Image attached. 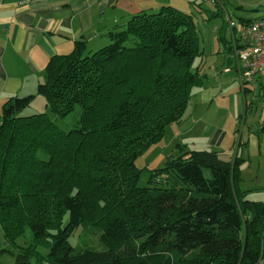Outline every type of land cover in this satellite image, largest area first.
<instances>
[{"label": "trees", "instance_id": "16d2710c", "mask_svg": "<svg viewBox=\"0 0 264 264\" xmlns=\"http://www.w3.org/2000/svg\"><path fill=\"white\" fill-rule=\"evenodd\" d=\"M211 1L213 16L230 5ZM198 27L194 11L142 12L109 31L107 46L90 51L79 42L49 61L37 89L46 112L23 114L34 95L5 103L0 225L16 248L0 244V257L13 264H260L264 202L239 189L237 161L178 146L140 185L137 160L168 125L183 122L203 85ZM239 39L224 42L235 68ZM77 110L66 131L57 121ZM27 229L32 243L18 247ZM81 229L100 232L104 249L74 245Z\"/></svg>", "mask_w": 264, "mask_h": 264}, {"label": "rangeland", "instance_id": "374dc122", "mask_svg": "<svg viewBox=\"0 0 264 264\" xmlns=\"http://www.w3.org/2000/svg\"><path fill=\"white\" fill-rule=\"evenodd\" d=\"M227 11L213 16L217 8L210 1H202L203 9L192 10L198 22L200 50L202 56L196 58L195 67L201 68L204 82L196 87L191 103L186 111L183 122L168 125L163 140L152 146L141 158L137 166L142 169L141 186H146L149 170L159 168L181 146L187 151H217L222 159L237 161L239 174V189L248 200L264 202V89L261 85L244 84L239 74L240 62L237 57V68L229 64L230 55L225 39L241 38L237 30L241 19L254 20L264 17V8L254 10L248 0L246 6L240 1L230 0ZM264 4V3H263ZM182 9V8H181ZM191 12L189 9H182ZM229 18L234 25L229 24ZM235 28V29H233ZM233 29V30H232ZM234 60L232 62H234ZM241 103L246 112L242 115ZM46 99L35 98L24 115H34L46 112ZM80 111L58 124L69 131L76 125ZM238 120V121H237ZM220 132H227L226 140L220 147L215 145ZM217 142V141H216ZM33 234L27 229L25 235L17 241L18 247L32 243ZM77 247L83 249L103 250L101 233L96 230H79L71 239ZM0 244L3 248L13 250L0 225ZM43 254L48 250L39 248ZM1 264H13L9 255L0 257ZM260 264H264V257Z\"/></svg>", "mask_w": 264, "mask_h": 264}, {"label": "crops", "instance_id": "0c3cea01", "mask_svg": "<svg viewBox=\"0 0 264 264\" xmlns=\"http://www.w3.org/2000/svg\"><path fill=\"white\" fill-rule=\"evenodd\" d=\"M202 1L207 0H0V116L10 99L40 98L37 89L46 81L49 61L70 54L77 43L99 50L110 43L109 31L142 12L157 13L166 6L192 11ZM249 1L254 10L264 8V0ZM257 84L264 89L263 80L256 79L253 88ZM220 134L213 142L219 147L228 133Z\"/></svg>", "mask_w": 264, "mask_h": 264}, {"label": "built area", "instance_id": "2783aa9c", "mask_svg": "<svg viewBox=\"0 0 264 264\" xmlns=\"http://www.w3.org/2000/svg\"><path fill=\"white\" fill-rule=\"evenodd\" d=\"M237 28L241 32L239 45L242 48L236 49V56L240 62L239 74L244 84L254 85L256 79L264 81V17L238 25Z\"/></svg>", "mask_w": 264, "mask_h": 264}]
</instances>
